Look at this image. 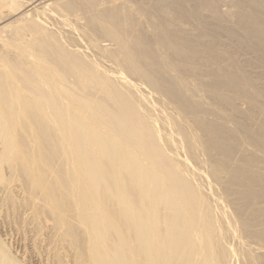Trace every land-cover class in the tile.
<instances>
[{
	"label": "bare ground",
	"instance_id": "1",
	"mask_svg": "<svg viewBox=\"0 0 264 264\" xmlns=\"http://www.w3.org/2000/svg\"><path fill=\"white\" fill-rule=\"evenodd\" d=\"M15 213L44 264H264V0H0Z\"/></svg>",
	"mask_w": 264,
	"mask_h": 264
},
{
	"label": "rangeland",
	"instance_id": "2",
	"mask_svg": "<svg viewBox=\"0 0 264 264\" xmlns=\"http://www.w3.org/2000/svg\"><path fill=\"white\" fill-rule=\"evenodd\" d=\"M16 214L17 216L14 217H12L13 214H9V216L6 215L8 221L7 219H5V217L4 218L1 217L2 219L0 218L2 221L0 222V241L4 244L3 247L5 251L9 255H11L15 260H18L23 264H44L47 258V254L40 248L37 249L34 247L33 239H31L33 233L32 232L29 233L25 231V229H22L21 227L22 218L18 217L19 213H15L14 215ZM10 217L12 221L9 220ZM12 218H16L19 221ZM4 220H6V222ZM13 220H15L16 222ZM17 222L20 224H17ZM41 251H42V255H41ZM37 253L39 255H37Z\"/></svg>",
	"mask_w": 264,
	"mask_h": 264
}]
</instances>
